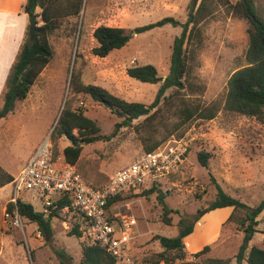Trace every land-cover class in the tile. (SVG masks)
I'll return each mask as SVG.
<instances>
[{"label":"rangeland","instance_id":"rangeland-1","mask_svg":"<svg viewBox=\"0 0 264 264\" xmlns=\"http://www.w3.org/2000/svg\"><path fill=\"white\" fill-rule=\"evenodd\" d=\"M80 1L58 3L61 14L58 28L48 36L53 57L27 97L16 104L12 113L0 119V167L16 177L59 120L66 101L74 94V82L92 84L128 102L142 103L148 112L126 125L125 118L113 114L91 97L79 95L74 108L94 120L104 136L100 141L83 145L80 164L85 172L95 169L111 177L143 155L147 146L164 140L180 139L188 148L181 172L156 186L168 193L165 201L175 210L171 213V226L161 221L157 193L145 195L146 190H142L113 204L112 216H133L137 220L131 255L144 259L163 251L155 236H177V224L184 215L206 209L217 193L211 176L229 195L251 207L257 206L264 199V121L223 111L229 78L247 65L249 24L234 13L231 6L237 0L206 1V9L199 13V21L184 47L187 62L184 86L168 89L152 109L150 106L169 74L173 43L182 27L168 24L141 34L133 33L124 47L103 58L92 52L98 45L93 33L99 26L120 27L129 32L166 17L185 23L192 0H83L82 4ZM202 1L197 0L195 10ZM254 1L264 18V0ZM26 2L0 0V110L11 69L29 39ZM77 8H81L78 14ZM41 11L36 10L38 26L44 23ZM147 64L155 66L161 78L159 82L144 83L127 74L129 68ZM196 107L219 111L212 120L195 116L184 122L186 110ZM68 145L66 138L60 140L57 159L64 158L62 151ZM201 152L210 156L207 168L198 160ZM8 193L10 202L18 198L29 200L37 211H44V203L34 191L16 194L12 182L3 191ZM1 196L2 191L0 199ZM233 212L235 217L229 220ZM244 215L245 212L234 211L233 207L229 213L205 212L195 224L193 234L184 240L186 258L163 264H204L211 258L236 264L235 257L244 237L239 220ZM257 220V232L250 247L264 249V211ZM5 221V212L0 210V264H61L59 250L71 258L70 264H81L82 245L89 241L85 235L81 238L68 235L81 221L80 214L61 211L54 217L49 242L36 223L23 219L24 228H14ZM205 246H210L209 252L195 257Z\"/></svg>","mask_w":264,"mask_h":264},{"label":"trees","instance_id":"trees-1","mask_svg":"<svg viewBox=\"0 0 264 264\" xmlns=\"http://www.w3.org/2000/svg\"><path fill=\"white\" fill-rule=\"evenodd\" d=\"M60 1L27 0L25 5L26 13L36 14L37 8H40L44 23L37 26L34 40L29 38L24 44L16 63L11 69L7 81V91L4 95L3 107L0 110V119L12 113L15 110L16 104L27 97L31 87L51 61L53 49L49 43L48 36L58 28V18L61 15L59 14L58 7ZM206 1L203 0L199 8L195 10L197 0H192L189 6V16L185 23H181L172 17H166L155 23L137 27L129 32L120 27L99 26L93 33L98 45L92 49V52L98 57H107L112 51L124 47L130 41L133 33L141 34L168 24L181 26L182 32L180 36L175 38L173 43L169 74L163 81L154 102L150 106L151 109L155 108L168 89L174 87L183 88L184 86V78L187 72L184 47L189 42L194 27L199 21L197 18L199 13L206 9ZM80 2L82 4L83 0ZM231 7L235 14L247 20L249 24V46L246 52L247 65L234 72L229 78L223 111L229 115H242L264 121V18L259 14L254 0H237ZM80 10L81 8H77L76 13L78 14ZM127 74L144 83L153 84L159 82L161 79L158 76L157 69L151 64L131 67L127 70ZM73 87L74 94L66 101L64 109L61 112L59 120L54 125L51 134L54 159L56 160L59 155L60 140L66 138L69 140L70 145L66 146L62 151L65 162L76 166L78 173L88 185L94 189H100L109 181L110 177L95 169L91 173L85 172L81 167L80 157L83 145L100 141L104 139V136L100 134V128L94 120L86 116L81 109L74 108L75 100L79 95L89 96L94 101L109 108L113 114L125 118L124 123L126 125H130L134 119L138 118L147 109L142 103L128 102L100 86L74 82ZM218 111L215 108L196 107L187 109L184 122L191 120L195 116L203 120H212L216 118ZM165 141L147 146L145 152L154 150ZM209 157V154L205 152L198 154V160L203 167H208ZM14 179L15 177L12 174L0 167V188L12 183ZM211 181L217 190L215 199L210 202L206 209L200 208L194 215H184L177 224V236H155L154 239L160 242L163 251L141 260L153 263H171L177 259H185L187 254L184 250V240L193 233L195 224L204 213L233 207L234 211L241 210L245 212V215L239 220L243 228L244 237L235 257L236 264H243L244 261L247 264H264V249L258 246L250 247V242L257 232L256 226L259 223L257 217L264 211V199L257 206L251 207L226 193L212 176ZM144 190H146L144 191L145 195L157 193L158 204L161 207V221L171 226V213L175 210L169 207L165 201L168 193L162 192L156 185ZM132 194L137 193H129L125 196H117L111 199L108 203V208L111 209L116 202L129 199L133 196ZM69 203L70 200L67 197L59 200L57 202L58 208L53 209L49 215H46L44 212L37 211L30 202L18 198L16 202L11 201L7 204L5 213L13 216L17 209L22 219H27L31 223L38 225L44 239L49 242L53 236V218L58 217L61 208ZM80 215L81 221L75 224L74 228L68 233L69 236L81 238L85 235L87 223L84 216ZM234 217L235 212L231 214L229 220H232ZM209 250L210 246H205L203 250L197 252L194 256L197 258L201 257L209 252ZM57 254L61 259V264L71 263V258L67 256L64 250L57 251ZM133 258L137 257L133 256ZM32 259H35V255H32ZM229 263V260L212 258L204 261V264ZM81 264H117V262L105 247L89 241L82 245Z\"/></svg>","mask_w":264,"mask_h":264},{"label":"built area","instance_id":"built-area-1","mask_svg":"<svg viewBox=\"0 0 264 264\" xmlns=\"http://www.w3.org/2000/svg\"><path fill=\"white\" fill-rule=\"evenodd\" d=\"M53 129L45 135L15 177L13 186L16 194L26 190L37 193L44 203L43 212L46 215L58 208L59 200L67 197L70 203L61 211L82 214L87 223L86 238L105 247L117 264H163L133 258L130 247L137 220L133 216H112L108 203L117 196L157 186L163 179L181 172L187 160L186 144L180 139H169L115 172L102 188L94 189L73 165L66 163L62 157L54 159ZM5 217L7 226L24 228L17 209L13 216L5 213Z\"/></svg>","mask_w":264,"mask_h":264},{"label":"crops","instance_id":"crops-1","mask_svg":"<svg viewBox=\"0 0 264 264\" xmlns=\"http://www.w3.org/2000/svg\"><path fill=\"white\" fill-rule=\"evenodd\" d=\"M8 186H9V184L4 186V187H2V188H0V192L2 191V196H1V199H0V202H1V209L0 210L4 211V212H5L7 204L10 202V200L8 198L9 197V193L8 194H3L4 189L8 188ZM10 193H12V190H10ZM11 199H12V197H11ZM27 202H30L32 204V202L29 201V200H27ZM229 211H230V207L217 209V213L218 214L229 213ZM198 247H200V245H198Z\"/></svg>","mask_w":264,"mask_h":264},{"label":"water","instance_id":"water-1","mask_svg":"<svg viewBox=\"0 0 264 264\" xmlns=\"http://www.w3.org/2000/svg\"><path fill=\"white\" fill-rule=\"evenodd\" d=\"M28 19H29V38L31 40H34L35 38V34H36V28L38 26V22H37V15L36 14H28ZM148 111L143 112L140 115L146 114Z\"/></svg>","mask_w":264,"mask_h":264}]
</instances>
